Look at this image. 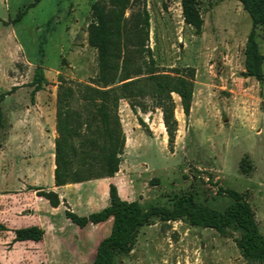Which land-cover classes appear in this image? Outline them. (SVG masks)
Instances as JSON below:
<instances>
[{
	"label": "rangeland",
	"instance_id": "1",
	"mask_svg": "<svg viewBox=\"0 0 264 264\" xmlns=\"http://www.w3.org/2000/svg\"><path fill=\"white\" fill-rule=\"evenodd\" d=\"M97 1L0 2V19L10 25L12 38L10 47H0L6 76L0 82V252L13 246L10 237L16 229L50 227L36 252H24L32 256L31 264H93L98 245L110 233L109 224L79 229L65 215L67 209H103L109 178L78 183L60 210L35 191L51 190L61 81L94 84L98 77V52L88 37ZM198 3L204 20L200 34L185 24L181 0L138 2L136 10L146 7L150 15L146 62L153 58L157 71L173 76L188 77L194 70L195 90L189 117L173 95L178 130L172 146L163 113L151 98L146 99L147 112L134 113L121 101L126 148L113 180L123 200L145 209L171 207L176 197L194 195L223 211L231 202L226 191H237L252 206L264 236V81L245 75L252 19L238 0ZM257 42L264 55L263 27L257 28ZM40 67L47 81L36 92ZM238 237L155 218L117 264H259L243 257Z\"/></svg>",
	"mask_w": 264,
	"mask_h": 264
},
{
	"label": "trees",
	"instance_id": "2",
	"mask_svg": "<svg viewBox=\"0 0 264 264\" xmlns=\"http://www.w3.org/2000/svg\"><path fill=\"white\" fill-rule=\"evenodd\" d=\"M250 15L253 30L246 47V77L264 81V55L257 42V28H264V0H238ZM139 0H100L92 4L95 21L88 28L89 44L98 52L99 73L94 84H70L62 80L57 93L55 139V185L78 184L94 179L113 178L120 171L126 136L119 115L121 101L134 113L148 111L151 98L161 109L170 146L178 130L173 95L179 96L184 114L189 117L194 97V70L188 77L156 70L154 60L146 62L150 15L146 7L136 10ZM185 24L202 32L204 20L198 0H181ZM131 11L129 17L127 12ZM16 19L19 21L22 16ZM2 22V20H0ZM147 49V50H146ZM44 70L36 69L34 85L38 92L46 82ZM3 113L0 110V130ZM51 207L64 203L54 190L35 188ZM230 204L218 210L197 201L194 195L176 197L171 207L145 209L139 202L123 200L115 184L110 185V204L81 216L71 209L66 217L78 228L111 222V230L99 244L93 264H117L130 254L140 231L155 218L164 222L184 221L193 227L214 229L222 235L238 234L236 242L245 259L264 264V236L254 210L245 196L228 190ZM3 228V227H1ZM15 241L43 240L41 227L17 229Z\"/></svg>",
	"mask_w": 264,
	"mask_h": 264
},
{
	"label": "crops",
	"instance_id": "3",
	"mask_svg": "<svg viewBox=\"0 0 264 264\" xmlns=\"http://www.w3.org/2000/svg\"><path fill=\"white\" fill-rule=\"evenodd\" d=\"M2 1L5 2V0H0V2H2ZM2 20L4 22L3 21L0 22V47H1V45H4V47L6 48L7 46H9V47L11 46L10 44H11L12 38L11 37L8 38V35H7V28L10 27V25L7 26L6 25L7 21L4 20V19H2ZM1 58H2V51H1V48H0V82L1 81L5 82L6 81V76H5V72H4L3 66L1 67ZM0 87H1V83H0ZM55 168H56V166H54V168H53L50 189L56 191L60 195L62 200L63 199L71 200L73 198V196H72L73 194L72 193H74V191H75L74 187H77L78 184H69V185H66V186L57 187L55 185V179H54ZM35 174L37 175L36 171H35ZM109 179H110V182L108 184V189H110V184L111 183L115 184L117 186V184H116V182H114L113 178H109ZM100 181L103 182V181H108V180L102 179ZM108 199L109 200L106 202V206L104 208H106L110 204V197H108ZM61 206L62 205H60L58 208H53L52 207V209L60 210ZM82 209H86V208L82 207ZM84 211L85 210H82V211L74 210L75 213H77V214H79L81 216H85V215H89V214L93 213V211H86V212H84ZM98 211H100V210H98ZM67 220L70 221L68 218H67ZM70 223L73 226H76L71 221H70ZM104 224H109L110 225V230H111V222H106V223H102V224H98V225H89L85 229H90V227H92V226L94 227V226H100V225H104ZM34 226H38V225H34ZM6 227L9 228V226H6ZM29 227H31V226H29ZM38 227H41L44 230V232H45L44 238L40 242H34V241H21V242L19 241V242H16L15 241V238H16L15 232H11L12 236L10 237V239H11V244L13 246L12 247H8L10 249L8 251H6V252H4V251L0 252V264H21V263L23 264V261H24V264H31V262H29V261H30V258L32 256L29 255V254H24V252H36L34 247H38L41 244L43 245V241L45 240V237L48 234V230L49 229L52 230L50 227H45V226H38ZM25 228H27V227H25ZM24 248H26L25 251H23ZM28 248L29 249L31 248L30 249L31 251H28L27 250ZM32 250H34V251H32Z\"/></svg>",
	"mask_w": 264,
	"mask_h": 264
}]
</instances>
